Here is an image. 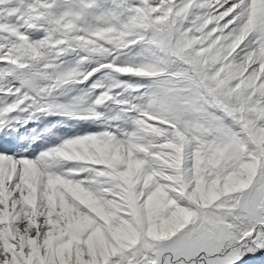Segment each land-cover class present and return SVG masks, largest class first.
<instances>
[{"label":"snow or ice","instance_id":"6c2138e0","mask_svg":"<svg viewBox=\"0 0 264 264\" xmlns=\"http://www.w3.org/2000/svg\"><path fill=\"white\" fill-rule=\"evenodd\" d=\"M0 264H264V0H0Z\"/></svg>","mask_w":264,"mask_h":264},{"label":"rangeland","instance_id":"374dc122","mask_svg":"<svg viewBox=\"0 0 264 264\" xmlns=\"http://www.w3.org/2000/svg\"><path fill=\"white\" fill-rule=\"evenodd\" d=\"M60 119H61L60 117H47V118H44L43 122L41 124H39L38 126L37 125H29V127L37 126V128L39 130V128L43 127L44 124H49L51 122H54V121L60 120ZM68 124L72 125L73 127L78 126L76 121H68ZM54 131L57 133H66V132H69L70 129L61 127V128L54 129ZM52 142H55V141H52Z\"/></svg>","mask_w":264,"mask_h":264}]
</instances>
